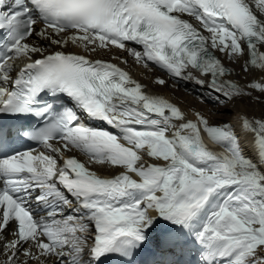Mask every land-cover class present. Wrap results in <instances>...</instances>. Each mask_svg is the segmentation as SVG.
Segmentation results:
<instances>
[{"label": "snow or ice", "instance_id": "snow-or-ice-1", "mask_svg": "<svg viewBox=\"0 0 264 264\" xmlns=\"http://www.w3.org/2000/svg\"><path fill=\"white\" fill-rule=\"evenodd\" d=\"M112 47L216 103L264 94L216 55L264 77V0H0L3 264H264V116L186 119L91 58Z\"/></svg>", "mask_w": 264, "mask_h": 264}, {"label": "bare ground", "instance_id": "bare-ground-1", "mask_svg": "<svg viewBox=\"0 0 264 264\" xmlns=\"http://www.w3.org/2000/svg\"><path fill=\"white\" fill-rule=\"evenodd\" d=\"M68 49H71L72 51H82V49H80L79 47H76V46H73V45H69ZM97 53H91L92 56H95V57H102V58H106L108 59V56L110 57H113V63H116L118 64V66H120L122 69H124L125 71H127L130 76L135 79L136 81L140 82L143 86H144V90L149 93V94H157V95H161L163 96L165 99H167L169 102H171L172 104L176 105L174 103L175 102H178V95L177 96H174L171 91L169 89H167L166 86L164 87H160L158 85H156L155 83L152 85L150 83L151 79H154L155 77H161L163 78L161 75H166V79H163L165 81V84L164 85H167L168 83H171L172 82H175L176 85H178L179 87H182V88H187L189 91L192 89V87L190 86V84L194 85L193 83L191 82H185V81H182V80H176V79H171L169 78V76L167 74H165L163 71L157 69V68H151L152 72H148V70H145V69H141V67H138V69H141V70H138V69H135L132 71L125 65V63H121V57L124 59L125 57L127 58H131V56L128 55V53L124 52L123 50H120V49H117L115 47H112L110 50H105V49H101V50H96ZM98 53H101L98 55ZM119 54V56L117 57V55ZM217 55L219 56V58L222 60V62L233 69V75H232V79L236 80L238 83H241L242 85L247 83L249 80H251L252 76L255 75L257 80H260V79H264V77H262L259 73H244L241 69V65L243 64V60L240 61L239 64H237L235 61L233 60H229L227 57L225 56H222L221 54H219L217 52ZM134 60V59H132ZM135 61V60H134ZM133 67V66H132ZM136 67V65H135ZM137 70V71H136ZM146 72V77L149 78V82L146 83L144 82V78H143V73ZM158 74H161L160 76ZM194 75H197V73H193ZM147 84V85H146ZM196 86V85H194ZM159 90V91H158ZM250 90V89H248ZM261 95L262 93L258 92V91H253V96H258V95ZM192 95H196V94H192ZM264 95V94H263ZM197 97H204V101L209 103V104H217V105H222L219 110H223L224 112L222 113H217V114H208L206 113L205 116L210 120L211 123H222V122H214V118H218V117H226L227 121L226 122H231L234 126H239V122H238V114H246L248 117H252V116H255V117H260L256 114V112L254 111H251L252 113H244V112H237L235 113V111L231 112L230 114L228 113H225L226 110H228V108H230V106L227 103V101L225 103H216L214 102V99L206 92H201L199 95H196ZM185 97V96H183ZM191 97V96H189ZM188 97V98H189ZM242 98H246V97H242ZM189 99H192L194 100V98H189ZM223 99V98H222ZM177 103V107L184 113L186 119H191V120H195L196 119V113L199 111V107L196 108V109H191V108H186V106H184L183 104L182 107ZM240 105V104H239ZM240 107V106H239ZM241 108V107H240ZM201 109H204V108H201ZM214 109H218V108H214ZM196 110V111H195ZM240 111V110H239ZM204 114V112H203ZM225 123V122H223ZM202 137H203V140H204V143L211 149L213 150H216V151H220L222 149H220L217 145L213 144L212 141L206 136V134L202 133ZM73 154H77L82 160L83 162L86 163V166H88L91 170H94L96 171L99 175H102V176H110L112 174H114V172L116 171H119V169H113L111 166L109 165H100V164H97V163H94L92 161H90L88 159V157H86L85 155H83L82 153H79L78 151H74L72 152ZM145 160H147L149 163H153L155 161L149 159L148 157L145 156ZM9 239H11V236H9ZM27 246V245H25ZM6 259V257L1 254L0 255V264H3L4 260ZM21 259H23V257H21Z\"/></svg>", "mask_w": 264, "mask_h": 264}, {"label": "rangeland", "instance_id": "rangeland-1", "mask_svg": "<svg viewBox=\"0 0 264 264\" xmlns=\"http://www.w3.org/2000/svg\"><path fill=\"white\" fill-rule=\"evenodd\" d=\"M99 50H101V49H99ZM93 53L95 55V53H97V51H95ZM99 54H101V53H98V55ZM110 56H108V60L113 61V57H110ZM118 56H119V54L117 55V57ZM104 59H106V58H104ZM124 60L127 61V63H125V65L127 64L126 65L127 69L129 68L131 71H132L131 68H133V70H135V69H138V67H141V69L143 68L145 70H148V72H152L151 67H149V66L145 67L143 64L137 63L136 61L132 60V58L125 57ZM135 65H136V67H135ZM141 69H138V70H141ZM158 75L160 76L161 74H158ZM142 76L145 80L144 82L148 83L150 81L149 78L146 77V72H144ZM161 76L163 78L155 77L154 79H151L150 83L152 85L155 83L156 85H158L160 87L166 86L167 89H169L174 96L178 95L177 96L178 101L181 104H183L184 106H186V108H191L194 110V109L199 107L200 109L197 113H199L205 119H207L211 125H220L223 122L226 123V121H227L226 117H218V118L216 117L213 120L214 122H222L223 121L222 123H211L210 120L205 116L206 113L217 114V113L224 112L223 110H219V108L223 104L222 105L209 104V103L205 102L201 97H197L196 95H192L193 93H191L187 88L179 87L178 85L175 84V82H172V81H171V83H168L167 85H164L165 83L163 85L156 83L157 78H159V79H166L167 78L166 75H161ZM183 96H185V97H183ZM189 96L194 98V100L189 99V98H191ZM242 97H246V98L244 99ZM257 97H259V99H257ZM174 103L177 105L178 102L174 101ZM180 103H178V104L182 107V105ZM226 104H228L230 106V108H228V110H226V112H225L227 114L228 113L230 114L233 111H235V113H237V112L252 113L251 111H254V112H256V114L258 116H260V117L264 116V95L263 94H261V95L259 94L258 96H253V94H252V96H241L239 98H234V99L228 100ZM201 108H204V109H201ZM214 108H218V109H214ZM203 112H204V114H203Z\"/></svg>", "mask_w": 264, "mask_h": 264}]
</instances>
